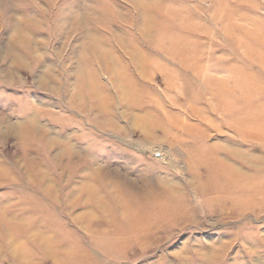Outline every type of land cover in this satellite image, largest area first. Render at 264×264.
Here are the masks:
<instances>
[{
  "label": "rangeland",
  "instance_id": "1",
  "mask_svg": "<svg viewBox=\"0 0 264 264\" xmlns=\"http://www.w3.org/2000/svg\"><path fill=\"white\" fill-rule=\"evenodd\" d=\"M0 264H264V0H0Z\"/></svg>",
  "mask_w": 264,
  "mask_h": 264
},
{
  "label": "bare ground",
  "instance_id": "2",
  "mask_svg": "<svg viewBox=\"0 0 264 264\" xmlns=\"http://www.w3.org/2000/svg\"><path fill=\"white\" fill-rule=\"evenodd\" d=\"M16 33V32H15ZM16 36H17V34H16ZM20 37V36H19ZM138 122V121H137ZM117 191V190H116ZM76 193V192H75ZM116 193V192H115ZM125 195V194H124ZM131 195V194H130ZM137 196V195H136ZM122 197V196H121ZM134 198V197H133ZM123 200V199H122ZM164 205V204H163ZM137 219H135V220H133V223L134 224H136L137 222H135ZM139 221V220H138ZM136 226H137V224H136ZM135 227V226H134ZM92 230H96V229H92ZM40 237V236H39Z\"/></svg>",
  "mask_w": 264,
  "mask_h": 264
}]
</instances>
